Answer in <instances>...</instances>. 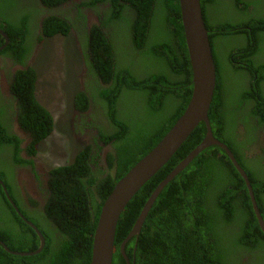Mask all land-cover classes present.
<instances>
[{
    "label": "trees",
    "instance_id": "trees-1",
    "mask_svg": "<svg viewBox=\"0 0 264 264\" xmlns=\"http://www.w3.org/2000/svg\"><path fill=\"white\" fill-rule=\"evenodd\" d=\"M200 6L216 66L208 114L212 131L246 172L264 220V154L248 156L253 141L261 142L257 135L264 126V0H200ZM90 11L98 22L87 30ZM243 25L256 30L261 26L262 32L238 31ZM81 27L79 37L88 39L81 45L88 85L74 95V109L85 117L82 113L93 108L88 125L102 142L112 143V150L107 166L95 160V148L89 144L70 164L49 171L42 223L23 211L15 178L17 168L33 164L39 144L55 126L53 115L37 98L38 74L29 65V54L43 39L66 37ZM155 29L159 37L153 41ZM0 30L9 39L0 50V61L18 66L5 72L8 97L0 87V160L5 157L0 179L45 239L34 256H16L0 246V264H89L103 202L117 181L157 145L190 100L192 74L178 0H0ZM249 33L257 38L254 50L234 55L247 50L243 39ZM232 37L233 45H225L224 39ZM3 44L0 35V47ZM246 106L252 107L250 112ZM125 110H133V121L122 113ZM23 130L29 134L24 148ZM204 136L200 123L130 200L117 222L112 264H126L120 245L147 199ZM96 139L97 135L93 141L100 148ZM4 223L12 225L9 232ZM0 241L15 252L39 247L38 236L12 208L1 186ZM125 254L130 264H264V234L246 185L224 151L206 148L164 187L140 233L127 242Z\"/></svg>",
    "mask_w": 264,
    "mask_h": 264
},
{
    "label": "water",
    "instance_id": "water-1",
    "mask_svg": "<svg viewBox=\"0 0 264 264\" xmlns=\"http://www.w3.org/2000/svg\"><path fill=\"white\" fill-rule=\"evenodd\" d=\"M178 4L192 74V93L190 100L182 115L175 121L157 145L117 181L114 188L103 202L93 235L89 264H112L116 226L122 212L142 186L172 158L200 123H203L205 126V136L203 140L156 186L144 204L131 231L122 241L120 252L124 256L126 264H129V260L125 255V246L129 240L140 233L145 218L160 192L179 174V172L184 170L198 154L210 146H217L224 151L234 169L243 179L257 224L264 234V220L258 208L253 188L246 172L239 165L229 148L215 138L212 131L208 114L216 86V66L212 56L208 30L206 29L202 16L200 0H178ZM0 35L5 39V44L0 47V50H2L8 44L9 39L2 30H0ZM0 186L8 202L19 217L29 225L38 236L39 247L32 252H15L11 251L1 241L0 246L10 254L16 256L26 257L39 254L45 245L43 235L33 223L25 219L20 213L19 208L11 199L2 180H0Z\"/></svg>",
    "mask_w": 264,
    "mask_h": 264
},
{
    "label": "rangeland",
    "instance_id": "rangeland-1",
    "mask_svg": "<svg viewBox=\"0 0 264 264\" xmlns=\"http://www.w3.org/2000/svg\"><path fill=\"white\" fill-rule=\"evenodd\" d=\"M75 2H78V0H73V3ZM87 18L90 23L97 21V17L94 16L91 11L88 13ZM82 30L83 28L81 27L76 30L73 35L70 34V36L66 37L56 36L43 39V41L36 47V58L31 62L38 74V82L36 83L37 98L51 112L55 124L52 134L39 144L37 150L36 158L41 160L43 164L42 172L45 171V173L56 167L70 164L74 160L73 157L77 151L84 147V142L78 141L75 138L74 131L78 126L75 125L76 127H74L72 122L75 117L73 97L79 91L77 64L80 60L78 42L81 40V37H79L78 32ZM158 37L159 33L157 29H155L152 40L154 41ZM224 40L225 45H232L229 39ZM85 43H81V45H84ZM149 64L151 66V62ZM5 81V78L1 80L0 87L4 96L8 97V88ZM122 113L126 115V118L133 121V110H125L122 111ZM141 113L142 112L137 113V117L140 118ZM97 119L99 120L98 115ZM103 119L106 120L105 118ZM15 123L16 122H14V124ZM14 130L17 134H22L16 124ZM4 158L5 157H1L0 170L5 169L2 165ZM16 172V183L22 193L24 190V193L29 198L36 202L41 199L42 203L44 199L42 194L45 191L42 189L43 182L40 185V190L42 192L41 195L39 194V196L35 197V192L28 188L29 181L31 183L33 182L31 177L26 174L25 180L27 181V184H25V180L23 179V168H17ZM42 177L44 179V175ZM33 185L35 188V184ZM4 226L5 230L9 232L10 226L12 225L4 223Z\"/></svg>",
    "mask_w": 264,
    "mask_h": 264
},
{
    "label": "flooded vegetation",
    "instance_id": "flooded-vegetation-1",
    "mask_svg": "<svg viewBox=\"0 0 264 264\" xmlns=\"http://www.w3.org/2000/svg\"><path fill=\"white\" fill-rule=\"evenodd\" d=\"M260 5H261V3H260ZM253 13H254V15H256L255 11ZM87 26L89 27V29L92 26V24L90 23L89 20L87 22ZM260 28H261V26H260ZM260 28L258 30H256V29H252L249 25H243L241 27H238L237 29H238V31L240 29H242V30L248 29L250 31L256 30V33L259 32V34H260L262 32V30H260ZM74 33H75V31H74ZM235 36H234V39H236ZM247 36L250 39L246 36L243 39L245 44L247 45V47H246L247 50L245 48L242 51L238 50L239 52L237 51L234 55H236V54L243 55L245 53L251 54V52H252L251 50H254L255 45H256V42H254V41H256L257 38L252 33H249ZM230 41H231V44L233 45V37L230 39ZM85 42H88L87 37L81 38V40L78 42L80 60L77 64V66H78L77 80H78L79 91H83L84 87H87V85H88V83H87V79H88L87 67H86V64L84 61L83 49L81 47V43H85ZM36 47H37V45L33 46L32 50L29 54L30 56H32V57L36 56V54H35V50L37 49ZM234 55H233V57H234ZM233 57H232V59H233ZM6 62H9V60ZM261 63L264 65V54L261 56ZM5 64L6 63L2 64V61H0V77H1V79L5 78V72H13L17 69V67L14 66L13 65L14 63H12V62L7 63L6 65ZM247 67L250 68L249 66H247ZM257 78H258L257 75H255L254 80H256ZM262 85L264 88V82L262 83ZM246 109H247V112H250L252 107L246 106ZM92 112H93V108L91 106H90L89 110L82 113L85 115V117H83V115L75 114V113H78L77 111H75V113H74L75 117L72 120L73 126L74 127L78 126L77 129L74 131L75 138L78 141L84 142V146L91 144L92 147L95 148V151H94V154L96 156L95 160H98L100 165L107 166L106 165L107 157H108V153L112 149L111 148L112 145H111V143H104V142L100 143L101 138H100L99 134L97 133V131L92 129L90 127V125H88V123H90V121H91V117H88V115H90ZM240 128H242V126ZM96 135H97V139L95 141L97 142V144L99 145L100 148H98L93 141V139ZM257 138L260 139L261 142L259 141L260 143H257L258 141H253L254 139L252 138L253 145L252 146L250 145V147H249L250 148V151L248 152L249 157H251V155H250L251 153L254 157H257V155L260 153L264 154V126L262 128H260V130H258ZM23 139H25L23 141V148H24L29 143V134H27V132L24 130H23ZM26 157H27L26 154L23 152V158H26ZM22 168H23V179L25 180V177L27 174L28 176L31 177V179L33 181L32 183L29 181L28 188L32 189L35 192V197L39 196V194L41 195L42 192L40 190L41 189L40 185L43 182L42 183V189L45 190V192L42 194V197L44 198V196L48 193V189H50L49 178L51 175L49 174L48 171H46V173H45V171L42 172L43 164H42L41 160L34 157L33 158V164L22 166ZM43 175H44V179L42 177ZM16 176H17V172H16ZM15 178H17V177H15ZM25 184H27L26 180H25ZM33 184H35V188H34ZM18 188H19V186H18ZM19 193L21 196H23V211H25L29 217H33L36 219L38 218L42 223H44L42 221V214H40L44 208V204H43L44 199H43L42 203H41V199L38 202H36V201L32 200L31 198H29L24 193V190L22 193L20 188H19ZM28 198L31 199L32 201L30 202ZM35 204L38 206L39 212H35V210H36L35 206H34Z\"/></svg>",
    "mask_w": 264,
    "mask_h": 264
},
{
    "label": "clouds",
    "instance_id": "clouds-1",
    "mask_svg": "<svg viewBox=\"0 0 264 264\" xmlns=\"http://www.w3.org/2000/svg\"><path fill=\"white\" fill-rule=\"evenodd\" d=\"M88 22V21H87ZM97 22H98V19H97V21H95V22H93V23H91L92 25L93 24H97ZM86 28H87V30H89V27L87 26V24H86ZM72 34V33H71ZM74 34V33H73ZM72 34V35H73ZM39 35H41V33H40V30H39ZM70 36V35H69ZM56 37V36H55ZM53 38V37H52ZM39 44V43H38ZM37 44V45H38ZM36 58V56H34V57H31L30 59H29V65H31L32 66V61L34 60ZM17 68H18V66H16ZM33 67V66H32ZM75 113V112H74ZM75 114H77V113H75ZM100 143H103L101 140H100ZM105 143V142H104ZM106 143H110V142H106ZM111 145H112V143H111ZM111 148H112V146H111ZM112 150V149H111ZM111 150H110V152H111ZM1 180V179H0ZM2 188V187H1ZM45 192V191H44ZM9 193V192H8ZM45 197V196H44ZM7 199V198H6ZM12 199V198H11ZM8 201V200H7ZM11 205V204H10ZM17 206V205H16ZM13 208V207H12ZM19 211H20V209H19ZM21 213V212H20ZM22 214V213H21ZM19 216V215H18ZM3 221H5L4 219H3ZM135 237V236H134ZM2 242V241H1ZM92 250V249H91ZM125 251V250H124ZM121 253V252H120ZM114 254V253H113ZM126 255V254H125ZM123 256V255H122ZM124 257V256H123ZM127 257V256H126ZM128 258V257H127ZM91 259V258H90ZM125 259V258H124ZM129 260V259H128ZM112 261H113V259H112ZM126 262V261H125ZM113 263V262H112ZM130 264V263H129Z\"/></svg>",
    "mask_w": 264,
    "mask_h": 264
}]
</instances>
